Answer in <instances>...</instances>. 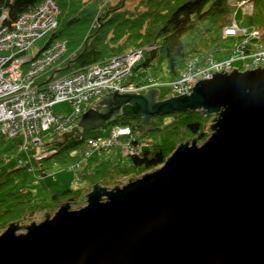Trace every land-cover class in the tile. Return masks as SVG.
Wrapping results in <instances>:
<instances>
[{
    "label": "water",
    "instance_id": "1",
    "mask_svg": "<svg viewBox=\"0 0 264 264\" xmlns=\"http://www.w3.org/2000/svg\"><path fill=\"white\" fill-rule=\"evenodd\" d=\"M260 67L215 72L191 94L159 100L157 89L116 91L91 105L68 138L85 137L120 115L149 124L159 115L200 110L214 123L204 143L187 140L161 166L122 186L94 185L79 208L67 202L53 215H38L45 217L39 223L8 224L0 264H264ZM65 133L51 144L62 143Z\"/></svg>",
    "mask_w": 264,
    "mask_h": 264
},
{
    "label": "trees",
    "instance_id": "2",
    "mask_svg": "<svg viewBox=\"0 0 264 264\" xmlns=\"http://www.w3.org/2000/svg\"><path fill=\"white\" fill-rule=\"evenodd\" d=\"M43 0H0V27L15 21L24 12L37 7ZM60 8L58 27L42 37L41 48H47L57 40L67 41V51L41 77L49 82L74 72L84 71L113 58L142 51V57L132 69L131 79H138L142 72L150 75L157 83L166 84L177 80L187 67L189 59L200 53L190 33L200 27L203 34L222 38V30L233 15L229 0H139L133 7L129 0H55ZM247 22L264 26V0H254ZM211 40V39H209ZM42 50V49H41ZM98 99L89 104H97ZM89 105L86 107L88 108ZM214 115L206 116L200 110H187L169 115H159L149 124H142L141 117L120 115L111 125H131L142 129L150 142L140 151L123 153L100 151L101 159L80 170V175L90 185L114 186L133 175L139 176L161 166L174 150L189 139L204 143L210 135ZM146 126V127H145ZM96 131V130H95ZM66 138L56 144L49 156L38 160V167L51 171L45 159H55L65 167L78 159L76 149L91 136ZM60 132L53 133V136ZM50 136V135H48ZM12 141L9 151L19 152L21 138L0 137V149ZM52 162V161H51ZM0 182V191L8 188L14 180L16 170ZM81 194L72 188L56 190L50 200L35 199L30 192L17 194L9 191L0 203L9 202L11 208L0 212V232L13 221L34 219L45 210L55 211L67 201L78 205L76 198Z\"/></svg>",
    "mask_w": 264,
    "mask_h": 264
},
{
    "label": "built area",
    "instance_id": "3",
    "mask_svg": "<svg viewBox=\"0 0 264 264\" xmlns=\"http://www.w3.org/2000/svg\"><path fill=\"white\" fill-rule=\"evenodd\" d=\"M233 1L243 8L248 6L250 13L254 0H230ZM59 13L55 0H43L15 21L0 27V137L21 138V150L44 144V138L55 132L69 131L86 107L95 105L89 104L95 99L116 91L141 93L159 84L143 72L140 82L131 79L132 69L141 57L140 50L59 79L41 81L44 73L67 51V41L57 40L32 55L29 51L58 27ZM222 39L237 41V44L223 49L220 57H216V50L193 55L181 77L168 83L172 96L191 94L198 81L211 78L215 72L264 68V26L241 28L232 15L230 23L222 30ZM61 102L72 105L70 116L55 111V105ZM107 127L105 137L91 136L76 149L78 159L71 170H80L96 151L110 149L122 138H127L131 150L138 152L145 146L141 138L133 139L138 128L118 124ZM145 138L147 136L142 135V140ZM37 172L42 176L51 175L42 167ZM86 195L84 202H87ZM67 202L72 206V201Z\"/></svg>",
    "mask_w": 264,
    "mask_h": 264
},
{
    "label": "rangeland",
    "instance_id": "4",
    "mask_svg": "<svg viewBox=\"0 0 264 264\" xmlns=\"http://www.w3.org/2000/svg\"><path fill=\"white\" fill-rule=\"evenodd\" d=\"M138 1L139 0H129L128 5L130 7H133L135 4H137ZM235 2L236 1H233L232 3L234 4ZM231 7H232L233 18L235 19V21L238 22L239 26L241 28L243 27L250 28L251 25L247 22L248 15H249V9H248L249 7L244 6L243 8L241 6H238L237 4H234ZM258 26H261V25H258ZM191 37L194 39L199 49L202 50L200 53L216 50L217 51L215 54L216 57L223 56V49L230 48L237 44V41H232L230 39L221 38L218 41H214L213 39H216L217 36L212 35L211 33L208 35L203 34L200 27H197L194 30V32L186 36V39L191 38ZM212 37L214 38L212 39ZM39 48H41V44L40 42H37L36 45L29 51V54L31 55L35 54ZM142 79H143L142 77H139L136 80V82H140ZM155 88L160 93L159 98H158L159 100H163L171 96L169 95L171 94L170 84L168 83L158 84ZM54 109L57 113H60L68 117L71 115L73 107L68 102H61V103L56 104ZM76 127H78V125ZM108 129L109 127L106 126L102 129L96 130L95 134H98L99 136H101V138H103L107 134ZM142 129H145V128L143 126L140 127V129L137 130V133L135 137H133V139L141 138V142H144V144L147 145L150 142V139L146 135L147 138L142 140V135L143 136L145 135ZM63 133L64 132H60L54 136L53 135L47 136L44 138V144L32 145L27 150H20L19 152L9 151L8 149L12 145V141L8 142L5 147L0 149V182L7 179V175L11 171L21 168L20 170H16L13 173V175H9V177L14 176V180L8 188L2 189L0 191V198H6V194L9 191H13L17 194L26 193L30 191L31 196H33L32 197L33 200L46 199L47 201H49L51 193L53 191L72 188L77 191H81V194L75 199L76 202L79 203V202L84 201L83 199L85 195L83 196L82 192L90 184L86 179L81 177L79 172L89 163H93L95 165L99 163L101 159L100 151H96L90 158H88L84 163V167L81 168L79 171L71 170L70 169L71 165H68L65 167L64 165H61L60 163H56L55 159L52 158L51 160L45 159L43 163L51 167V171L54 173L53 176H42L39 172H37V169L39 168L38 160L42 156H49L50 154L49 152L56 147L54 144H51L53 139L57 135H62ZM72 136L76 138V135H72ZM196 141L198 142V140ZM45 143H50V144L45 145ZM128 149H129V145H128L127 138H122L115 145H113L108 151L110 153H123L124 150L129 151ZM127 181L128 179L124 180L123 182L120 183V185L126 184ZM72 206H73L72 208H75V209L81 207V205H78L77 203H72ZM11 207H12V204L9 202L0 203V212H3L4 210L11 208ZM55 211L54 212L51 211L49 214L53 215ZM39 215H42V214H39ZM44 218L45 217H39L37 215L34 219L30 218V219L17 220L13 222L17 224V222L19 221L18 226L21 227L22 225L31 224L33 221L39 223L42 220H44ZM7 227L8 225L4 228V230ZM24 231L25 229L21 228L19 229L17 233H21ZM2 232H0V234Z\"/></svg>",
    "mask_w": 264,
    "mask_h": 264
},
{
    "label": "bare ground",
    "instance_id": "5",
    "mask_svg": "<svg viewBox=\"0 0 264 264\" xmlns=\"http://www.w3.org/2000/svg\"><path fill=\"white\" fill-rule=\"evenodd\" d=\"M229 2H230V0H229ZM230 4H231V6L232 5H234V4H236V3H231L230 2ZM141 51V50H140ZM129 54H132V53H129ZM127 55V54H126ZM141 57H142V51H141ZM140 57V58H141ZM139 61V60H138ZM151 89H156V88H151ZM149 90V89H148ZM148 90H145L144 92H141V93H138V94H143V93H146V92H148ZM160 94V93H159ZM103 98V97H102ZM102 98L100 99V100H102ZM158 98H159V95H158ZM100 100L98 101V103L100 102ZM98 104H95V105H93V106H97ZM90 108V106L83 112V114L88 110ZM82 114V115H83ZM81 115V116H82ZM81 116L76 120V122L74 123V125L76 124V126L78 125V123H79V121H80V119H81ZM213 123H214V121H213ZM212 123V124H213ZM74 125H72V127L71 128H73V127H75ZM132 126H134V124H131ZM72 131V129H70L69 131H67V132H71ZM86 141V140H85ZM126 148V147H125ZM127 149V148H126ZM128 150H130V148L128 149ZM123 152H126V150H124ZM84 165V164H83ZM83 167V166H82ZM79 171V170H78ZM51 172V175H44V176H53L54 175V173L52 172V171H50ZM145 174V173H144ZM144 174H142V175H144ZM120 183L121 182H118V184H117V186H122V185H120ZM97 185H100V184H97ZM100 186H104V187H106L105 185H100ZM93 187H94V185L90 188V190L88 191V192H90L92 189H93ZM88 192H86L84 195H86ZM83 195V196H84ZM84 200V199H83ZM85 204H87L86 202H84L83 201V205H85ZM83 205H81V206H83ZM46 211H48L49 213H50V211L49 210H46ZM14 223V222H13Z\"/></svg>",
    "mask_w": 264,
    "mask_h": 264
},
{
    "label": "crops",
    "instance_id": "6",
    "mask_svg": "<svg viewBox=\"0 0 264 264\" xmlns=\"http://www.w3.org/2000/svg\"><path fill=\"white\" fill-rule=\"evenodd\" d=\"M74 126H76V124L74 125ZM62 183H64V182H62ZM30 192V191H29ZM42 198V197H41Z\"/></svg>",
    "mask_w": 264,
    "mask_h": 264
}]
</instances>
